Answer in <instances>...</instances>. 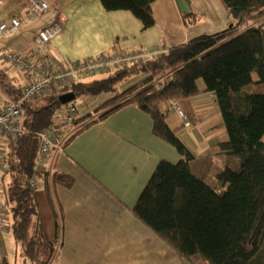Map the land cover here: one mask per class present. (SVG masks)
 I'll return each mask as SVG.
<instances>
[{
	"label": "trees",
	"instance_id": "obj_1",
	"mask_svg": "<svg viewBox=\"0 0 264 264\" xmlns=\"http://www.w3.org/2000/svg\"><path fill=\"white\" fill-rule=\"evenodd\" d=\"M99 1L107 11L131 12L143 29L154 25L151 5L155 0ZM223 1L234 19L227 27L193 36L104 77L53 87L23 104L21 126L26 131L7 138L3 175L8 180L2 185V197L9 205L10 229L25 260L56 264L61 244L58 236L46 239L28 185L39 144L37 131L52 122L59 94H112L117 81L143 73V79L101 103L97 110L103 112L78 119L91 117L88 125L126 103L134 104L149 114L154 134L180 154L176 162H157L132 213L192 264H264V0ZM182 19L189 26L199 15L183 13ZM153 46L160 45L141 50ZM153 78L158 81L154 83ZM200 80L204 91L214 95L227 140L211 142L210 153L196 157L176 135L179 127L170 128L166 117L170 100L201 92ZM22 88L6 90L14 100Z\"/></svg>",
	"mask_w": 264,
	"mask_h": 264
},
{
	"label": "crops",
	"instance_id": "obj_2",
	"mask_svg": "<svg viewBox=\"0 0 264 264\" xmlns=\"http://www.w3.org/2000/svg\"><path fill=\"white\" fill-rule=\"evenodd\" d=\"M32 1L0 0V20L20 16L24 22L14 35L0 38V56L11 66L2 53L6 50L22 53L26 61L33 63L35 34L55 18L61 20L62 30L46 47L44 54L55 70L66 62H81L112 49L137 50L154 44L165 48L177 46L193 36L223 29L234 21L223 0H155L151 5L154 25L147 29L142 28L131 12L107 11L99 0H44L49 6L47 11L40 17L28 16V19L26 10ZM190 12L198 14L199 19L187 26L182 14ZM87 38L105 42L97 46L98 42ZM13 67L19 73L13 72L10 77L22 80L21 86H24L29 81L28 71ZM89 77L77 76L72 83ZM256 78L253 74V79ZM57 86L61 85L55 84L54 87ZM199 87V94L177 100L190 121L189 125L174 110L169 109L166 117L170 128L179 127L176 135L196 157L209 154L211 142L227 140L214 95L204 91L202 80ZM99 95L101 93L89 99ZM110 97L85 106L69 104L75 106L80 117H84ZM12 98L9 94L10 102ZM79 130L62 150L52 151L48 156L45 174L57 172V177L45 180L44 185L41 183L33 191L46 239L54 240L60 235L55 263L192 264L131 210L157 162L160 159L176 162L180 158L174 147L154 134L149 114L126 103ZM63 175L71 178L69 184ZM8 211L7 208L5 213L0 211L2 260L9 256L7 236L10 227L3 223Z\"/></svg>",
	"mask_w": 264,
	"mask_h": 264
},
{
	"label": "built area",
	"instance_id": "obj_3",
	"mask_svg": "<svg viewBox=\"0 0 264 264\" xmlns=\"http://www.w3.org/2000/svg\"><path fill=\"white\" fill-rule=\"evenodd\" d=\"M48 4L44 0H33L28 4L26 10V18L40 17L47 9ZM20 16H13L8 21L0 23V37H8L14 35L23 25ZM62 30V22L59 18H55L52 22L40 27L36 34L32 47L35 53V61L31 63L26 61L22 53L12 50H6L3 55L15 67H19L29 73V81L26 83L17 98L12 102L0 105V149L4 144L7 135L20 134L24 128L22 124L21 109L24 103L28 102L33 97L42 94L55 86L70 84L75 81V77H87L95 74L105 73L112 68L126 67L135 62L146 60L151 55H158L161 50L157 46L155 50L151 48L148 51L137 50L132 53H127L120 49L106 52L98 56L87 58L81 62H66L63 67L53 69L52 62L44 56L46 47L52 43V40ZM157 47V48H156ZM152 52V53H151ZM146 53V54H145ZM156 79L154 78L153 81ZM170 109L174 110L176 115L184 119V123L189 125L190 121L187 119L186 114L178 107L177 100H170ZM76 108L74 105L62 106L59 108L55 115L59 118L60 122L65 124L70 122L75 116ZM41 145L39 155L35 160L33 171L31 174L30 186L36 188L41 183V176L46 172L44 155L49 153L51 145L58 137H63L57 128H47L40 133ZM4 161L0 155V167ZM1 209V204H0Z\"/></svg>",
	"mask_w": 264,
	"mask_h": 264
},
{
	"label": "rangeland",
	"instance_id": "obj_4",
	"mask_svg": "<svg viewBox=\"0 0 264 264\" xmlns=\"http://www.w3.org/2000/svg\"><path fill=\"white\" fill-rule=\"evenodd\" d=\"M88 40L89 41H92V42H96V43L98 42L97 43V46H100L102 43L105 42V40H93V39L92 40L88 39ZM128 43H131V42H128ZM152 48H153V50H155V47H152ZM158 49L159 50H164V51L167 50V48L161 47V46H158ZM137 50H141V49H137ZM137 50L136 49H129V50L127 49V50H122V51H125L127 53H132V52L137 51ZM112 51H114V49H112ZM119 68H123V67L112 68V72L115 71V70H117V69H119ZM13 72H15V74H16V72L19 73V71L16 70V69H14V67L11 66L9 63L3 62V60H2V58L0 56V105H3L5 103H8V102L11 101L9 99V92L6 90L7 87L18 88L22 84V80H20V79H12L10 77V75ZM104 76H106V74H95L94 76H90L89 78H86L85 81L91 80L93 78L104 77ZM144 76H145V74H143V73H134V74L126 77L125 79H123L121 81H117V83H115V90L112 91V94H111V92L110 93L102 92L101 93V96L102 97L99 95V96L94 97V99H89V98H91L90 96H92V95H87V94L79 95V96H76L75 98H73L72 100H70V101H68V102H66L64 104L72 103L75 106L79 107V105H81V106L89 105L90 102H92V101H97V103H98V102L102 101L104 98L108 97L109 95H111L112 97H114L118 92H120V91L123 92L124 90L128 89L131 85H133L137 81L143 79ZM153 80H154V78L152 79V81ZM157 81H158V79H156L153 82L156 83ZM96 95H98V94H96ZM102 104H100L98 106H101ZM98 106H96V108H94V111L91 112V113H93L92 115L96 116L99 113H101V112L104 111V109H101L100 111H98L97 110L98 109ZM178 107L181 109L179 103H178ZM56 110H58V108ZM182 112L185 114V112L183 110H182ZM90 118L91 117H88V118L84 119L83 122H87ZM3 173H4V170H2L0 172V178L1 177L4 178L3 180L0 179V199L2 201H3V197L2 196L4 194L3 191H2L3 190V186L2 185L5 184L7 182V180H8L7 175H3ZM44 182H45V180H43V176H41V183L43 185H44ZM38 186H39V184L37 185V187ZM36 188H34V189H36ZM34 189H33V191H34ZM11 218H12L11 217V213H9V211H8V213L5 214V218L3 220V223L5 222V224L8 226V228L11 227L10 226V224H11ZM57 219H58V217H57ZM58 236H60V235H58ZM7 238L9 240V242H8L9 243V256L7 258L8 264H31V262L29 260H25L23 254H22L21 246L16 241V239H15V237H14L11 229H9ZM59 239H60V237H59ZM1 260H2V256H0V261Z\"/></svg>",
	"mask_w": 264,
	"mask_h": 264
},
{
	"label": "bare ground",
	"instance_id": "obj_5",
	"mask_svg": "<svg viewBox=\"0 0 264 264\" xmlns=\"http://www.w3.org/2000/svg\"><path fill=\"white\" fill-rule=\"evenodd\" d=\"M51 90H49V91H51ZM64 93H66V92H63V93L59 94V96L62 95V94H64ZM68 105H69V103L64 104V103H60L59 102V106L57 108L59 109L62 106H68ZM56 109H55V112L57 111ZM55 112L53 114L52 122L49 125L41 128L39 131H37V136H38V139H39V144H38V148H37V151H36L35 160H36V158L39 155V149H40V145H41V136H40V133L43 130H45L47 128L55 127V128L58 129L59 133L63 136L62 138L61 137L56 138L54 140V142H53V145H51V147H50L49 153H47V154H45L43 156L44 157L43 159H44V161L46 163L47 160H48V156H49V154L52 151H60L65 146V144L67 143L65 141L66 140V136H68L70 133L74 132L77 128L79 129V128H81L82 126H84L86 124V122H83V120L82 121H78V119H80V116L77 114V111H76L75 116L73 117V119L70 122L65 123V124H63V123L60 122L59 118L55 115ZM25 131L26 130L24 129L23 132H25ZM23 132H21L20 134H16V135L10 134V135H7L6 136V138L4 140V144H3V146L0 149V155L4 159V161L2 162L1 167H0V172L2 170H4L5 159H6L5 157H6V153H7V147H6L7 138H9L10 136H18V135H21ZM54 173L55 172L48 171L46 174L43 175V180H46V181L52 180ZM30 180H31V176L29 177V180H28V185L29 186H30ZM0 204H1V209H0L1 213H5L6 212V208L9 210V205L6 204V203H4L1 199H0Z\"/></svg>",
	"mask_w": 264,
	"mask_h": 264
},
{
	"label": "water",
	"instance_id": "obj_6",
	"mask_svg": "<svg viewBox=\"0 0 264 264\" xmlns=\"http://www.w3.org/2000/svg\"><path fill=\"white\" fill-rule=\"evenodd\" d=\"M73 98H75L74 93H72L71 91H69V92H66V93L60 95L58 97V100H59L60 103H66V102L72 100Z\"/></svg>",
	"mask_w": 264,
	"mask_h": 264
}]
</instances>
